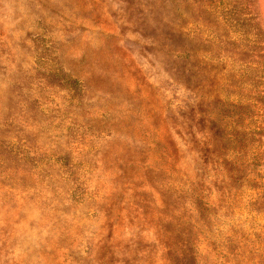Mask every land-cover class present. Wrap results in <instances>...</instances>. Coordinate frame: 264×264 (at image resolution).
Returning a JSON list of instances; mask_svg holds the SVG:
<instances>
[{
	"label": "rangeland",
	"instance_id": "374dc122",
	"mask_svg": "<svg viewBox=\"0 0 264 264\" xmlns=\"http://www.w3.org/2000/svg\"><path fill=\"white\" fill-rule=\"evenodd\" d=\"M0 264H264V0H0Z\"/></svg>",
	"mask_w": 264,
	"mask_h": 264
}]
</instances>
